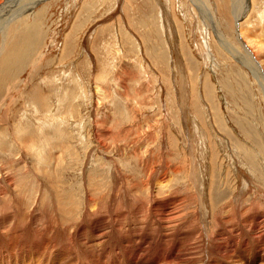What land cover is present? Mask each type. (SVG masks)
Wrapping results in <instances>:
<instances>
[{
  "label": "rangeland",
  "instance_id": "obj_1",
  "mask_svg": "<svg viewBox=\"0 0 264 264\" xmlns=\"http://www.w3.org/2000/svg\"><path fill=\"white\" fill-rule=\"evenodd\" d=\"M5 2L1 204L13 195L28 199L22 208L47 203L56 183L76 214L94 188L139 191L144 207L146 187L124 182L194 172L199 205L181 215L191 228L198 222L197 264L206 259L208 229L217 255L264 254V0H10L6 9ZM116 175L126 181L117 184ZM178 182L185 197L191 185ZM210 186L221 222L207 211ZM56 208L63 210L58 201ZM143 240L148 251L153 240L140 234L136 242ZM55 244L52 254L33 255L86 264L72 249L55 259Z\"/></svg>",
  "mask_w": 264,
  "mask_h": 264
},
{
  "label": "bare ground",
  "instance_id": "obj_2",
  "mask_svg": "<svg viewBox=\"0 0 264 264\" xmlns=\"http://www.w3.org/2000/svg\"><path fill=\"white\" fill-rule=\"evenodd\" d=\"M9 3L10 1H6L2 6H5L6 9ZM21 12L22 10L19 11V13ZM236 23L237 28H239L240 23L238 22V18L236 19ZM240 31L241 30L238 29V40H240V38L242 39ZM244 47L247 48V44L244 43ZM258 74L260 78H264V74L261 72V66H258ZM167 174L164 173V175ZM178 174V170L173 171L168 177H159L158 179L150 178L148 182L133 179L129 182L126 181V178L123 176L120 177L116 175L117 184L126 181L123 184L132 183L135 187H146L145 191L147 193H145V199L147 202L145 203H147V205L144 207L141 206L144 203L141 202L142 199L138 196L139 191L124 196L120 193L101 194L94 188L88 191L86 203L83 207L84 211L76 214V211L70 208L61 196H58V188L53 178H51L50 175L42 173V177L45 176L46 179H48L47 183H55L56 187H53L54 189L49 191V195L54 194V196H49V202H47L46 199L45 201L47 203L39 205L36 201H33L27 208H24L25 206L22 208L21 205L27 198H19L16 197L17 195L15 194L16 196H12L10 203L8 202L9 200L7 201L4 199L8 202V205L0 203V264H55L53 260L50 261L46 259L47 261H45L43 258H36L33 255L41 253L52 254L50 245L56 247L55 243H57V246L61 249L60 254H54L56 257L54 258L58 260L64 255L62 254L64 251L72 249L86 256H80L84 258L86 264H197V257L194 252L196 251L198 241L196 227L198 222L195 220L196 222L191 223V228L190 221L185 220L186 216L183 217L181 215L182 211L192 208V203H194L196 207L199 205L200 197L195 194L197 186L194 176L195 173L191 172L182 179ZM35 176L38 177L36 174ZM4 179H6V177L4 178L0 175V183L3 182ZM180 180L191 185L186 189L185 193L182 192L185 197L179 192L181 188L179 187L178 181ZM93 183L94 182H92V184ZM42 184L44 185L45 183ZM8 185L9 184H7V186ZM39 185L40 184H38V186ZM8 189V191L11 192L9 187ZM209 189L211 194H209L210 202L207 211H210V217H212L214 221L221 222L220 217L215 216V198L212 195L214 188L210 186ZM140 190L142 191V188H140ZM17 191L15 192L18 193L19 191ZM140 193L142 194V192ZM187 194L190 196H187ZM33 200H35V198ZM56 201H58L59 206L63 208V210L59 211L60 215L56 208ZM106 205L108 206L106 209L107 212L104 211ZM80 206L83 205L81 204ZM9 208L15 209L13 211L15 213H10L8 211L10 210ZM36 212L38 213L36 214ZM77 212L79 211L77 210ZM6 213L9 215L8 217ZM59 216L60 223L57 225L55 223H57L56 221ZM193 216L198 221L204 220L201 212L197 209L193 212ZM200 224L202 223L200 222ZM211 233V230L208 229L207 254H205L206 259L203 264H264V254H258L259 252H255L251 254V256H245L244 259L234 255L226 256L224 254H215L212 240L213 234L211 235ZM140 234L144 239L149 238L153 240V244L148 251L143 249L144 240L141 244L136 242ZM3 235L8 239L4 241L2 239ZM134 242L135 248L131 245ZM119 247L124 250L135 251L131 254H125L123 251L117 252ZM168 248L174 254H163ZM3 251H5V253H3ZM119 253L125 254L126 261L117 257ZM31 255L34 256V258L30 257ZM237 259L240 260V262L238 261L239 263H235Z\"/></svg>",
  "mask_w": 264,
  "mask_h": 264
},
{
  "label": "water",
  "instance_id": "obj_3",
  "mask_svg": "<svg viewBox=\"0 0 264 264\" xmlns=\"http://www.w3.org/2000/svg\"><path fill=\"white\" fill-rule=\"evenodd\" d=\"M6 1H10V0H6Z\"/></svg>",
  "mask_w": 264,
  "mask_h": 264
}]
</instances>
